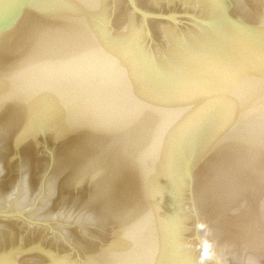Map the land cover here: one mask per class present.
<instances>
[{"label": "water", "instance_id": "95a60500", "mask_svg": "<svg viewBox=\"0 0 264 264\" xmlns=\"http://www.w3.org/2000/svg\"><path fill=\"white\" fill-rule=\"evenodd\" d=\"M0 264H264V0H0Z\"/></svg>", "mask_w": 264, "mask_h": 264}]
</instances>
